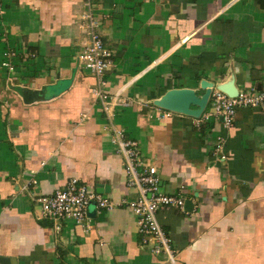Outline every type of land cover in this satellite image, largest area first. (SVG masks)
<instances>
[{
  "label": "crops",
  "instance_id": "obj_1",
  "mask_svg": "<svg viewBox=\"0 0 264 264\" xmlns=\"http://www.w3.org/2000/svg\"><path fill=\"white\" fill-rule=\"evenodd\" d=\"M84 11L81 0H3L0 257L13 264H264V116L239 107L227 128L221 118L162 106L171 92L264 90V0L95 1L113 61L108 114L77 60L88 44ZM70 77L67 91L37 100L45 85ZM119 130L155 167L161 193L182 188L183 209L156 213L172 260L165 250L151 253L156 241H144L124 206L91 204L85 228L43 217L35 202L72 178L95 192L103 185L100 195L114 202L137 198L138 189L126 186Z\"/></svg>",
  "mask_w": 264,
  "mask_h": 264
},
{
  "label": "built area",
  "instance_id": "obj_2",
  "mask_svg": "<svg viewBox=\"0 0 264 264\" xmlns=\"http://www.w3.org/2000/svg\"><path fill=\"white\" fill-rule=\"evenodd\" d=\"M95 1L99 0H81L85 9L83 19L88 34V44L77 55V60L94 77L95 85L91 89V93L94 98L100 101L102 109L108 114L111 106L105 90L107 73L112 67L113 61L111 53L105 48L98 30L99 22L93 15ZM2 13L3 0H0V15ZM2 65L12 70L8 63L4 62ZM208 104L210 105L209 109L201 114V120H208L210 117L221 118L223 126L228 128L231 127L236 109L239 107L258 109L264 116V90L250 93L241 91L237 92L235 96H229L225 92L217 90L210 93ZM168 115L169 112H166L165 116ZM162 116L164 115L162 114ZM199 122L202 121L199 120L197 125ZM115 140L125 158L126 186L138 189L137 198L130 201L114 202L72 178L63 189L47 196H36L35 202L40 207L43 217L51 219L55 223L72 221L75 224L83 225L85 228L89 227L90 220L86 212L91 204L102 211H111L124 206L136 218L138 231L143 236L144 241L148 239L156 241L151 253L159 254L165 250L168 259L172 260L173 254L168 248L169 239L158 223L156 213L162 208L183 209L185 200L181 195L182 188L179 189L178 195L161 193L158 187L156 169L143 161L137 142L126 139L123 130L116 132ZM216 141L214 153L219 152L221 147V139L217 138ZM221 158L224 159V156Z\"/></svg>",
  "mask_w": 264,
  "mask_h": 264
},
{
  "label": "water",
  "instance_id": "obj_3",
  "mask_svg": "<svg viewBox=\"0 0 264 264\" xmlns=\"http://www.w3.org/2000/svg\"><path fill=\"white\" fill-rule=\"evenodd\" d=\"M71 83L72 77L59 79L52 84L45 85L39 91V93H37L36 98L39 101H48L56 98L67 91L71 86ZM221 91L225 92L229 96H235L237 94L236 89H234L233 87H225ZM210 93V89H205L204 94L201 97H198L182 92H171L166 96L171 97L172 101H170L169 103H165L164 101H162V106L169 111H175L188 114L193 117H199L208 104ZM190 106H195L196 109H190ZM104 188L105 187L103 185H98L96 188V193L102 194L104 192ZM14 262L15 261L11 258L0 257V264H13Z\"/></svg>",
  "mask_w": 264,
  "mask_h": 264
},
{
  "label": "bare ground",
  "instance_id": "obj_4",
  "mask_svg": "<svg viewBox=\"0 0 264 264\" xmlns=\"http://www.w3.org/2000/svg\"><path fill=\"white\" fill-rule=\"evenodd\" d=\"M163 101H164L165 103H169V102L172 101V100H171V97L165 96V97L163 98Z\"/></svg>",
  "mask_w": 264,
  "mask_h": 264
}]
</instances>
